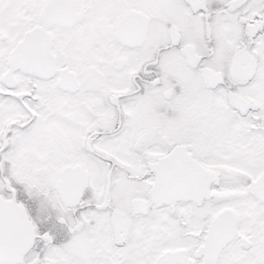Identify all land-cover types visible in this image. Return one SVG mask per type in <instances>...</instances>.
<instances>
[{
    "label": "snow or ice",
    "instance_id": "6c2138e0",
    "mask_svg": "<svg viewBox=\"0 0 264 264\" xmlns=\"http://www.w3.org/2000/svg\"><path fill=\"white\" fill-rule=\"evenodd\" d=\"M0 264H264V0H0Z\"/></svg>",
    "mask_w": 264,
    "mask_h": 264
}]
</instances>
